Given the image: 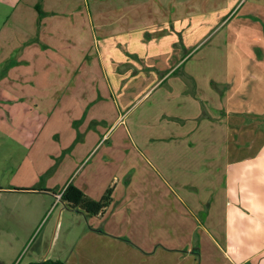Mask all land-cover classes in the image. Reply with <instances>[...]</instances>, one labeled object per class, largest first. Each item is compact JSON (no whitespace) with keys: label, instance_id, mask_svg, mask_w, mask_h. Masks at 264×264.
Returning a JSON list of instances; mask_svg holds the SVG:
<instances>
[{"label":"crops","instance_id":"crops-1","mask_svg":"<svg viewBox=\"0 0 264 264\" xmlns=\"http://www.w3.org/2000/svg\"><path fill=\"white\" fill-rule=\"evenodd\" d=\"M171 9L165 0H111L108 24L99 15L106 32L93 39L95 52L80 53L84 31L74 24L67 39L63 19L43 4L58 33L51 26L40 40L65 48L10 53L16 60L0 76V138L13 147L1 142L0 155L9 154L13 173L0 195L45 197L39 214L36 204L25 216L14 211L33 227L55 205L44 224L57 209L52 244L63 221L66 234L74 233L69 216L84 222L83 251H76L77 237L69 250L64 244L54 252L40 238L36 249L46 251L38 261L264 264V112L246 97L241 67L239 79L229 80V58L242 53L160 52L165 40L167 50L176 48L164 28L175 27L166 20ZM37 115L50 129H36ZM51 136L58 142L40 151L59 154L60 164L37 189L46 170L36 161L37 140ZM68 183L92 200L111 189V202L96 216L71 209L60 200ZM0 228L15 247L22 244L18 223L5 228L0 221Z\"/></svg>","mask_w":264,"mask_h":264},{"label":"rangeland","instance_id":"rangeland-1","mask_svg":"<svg viewBox=\"0 0 264 264\" xmlns=\"http://www.w3.org/2000/svg\"><path fill=\"white\" fill-rule=\"evenodd\" d=\"M14 0H0V76L7 75V70L13 66L16 60L10 53H40V51H48V53H60L61 49L65 48L66 43L55 45L51 43L50 47H45L44 43L40 40L46 30L53 26V33H58L57 23L55 19L50 21L51 14L42 11L43 4L57 12L59 15L56 18L63 19L64 29L63 35L68 39L73 36V29L78 24L79 31L83 30V36L86 42L81 43L84 45L79 50L86 51V53H94L93 39L98 38L99 33L106 32L103 27L98 28L99 15L108 24L109 5L111 0H18V3H13ZM170 14L174 9V14L171 17H166L167 22H176L173 28L170 23L164 28L173 31L176 40V48L171 52L166 48L169 47L167 40L164 41L163 47H160L161 53H228L230 57L235 53H242L243 58L232 57L229 58L231 63V73L229 80L234 77H240L239 67H241V79L246 97L254 100L255 109L264 112V0H165ZM169 2V3H168ZM40 5V13L36 10V5ZM58 4L59 7L56 5ZM238 4L232 10V6ZM236 5H234L235 7ZM35 15V19L30 21L28 13ZM185 19H181L184 18ZM45 19L49 26H45ZM94 34L97 36L95 37ZM100 38V37H99ZM99 38L97 40H99ZM99 43V42H98ZM97 43V45H98ZM77 51L76 47H68V49ZM8 55V56H7ZM236 56V55H235ZM17 62V61H16ZM235 73L237 75H235ZM232 84H236L234 81ZM252 108V107H251ZM247 109V108H246ZM255 112V111H253ZM38 122L35 123L37 128L45 123V118L37 115ZM46 129H50L47 125ZM3 138H0V144ZM57 143L56 137L51 136L47 143L44 139L38 137L36 149V161L40 167H45V173L42 179L38 177L34 186L39 189L41 180L54 177L56 168L60 164V155L44 154L52 148L53 144ZM4 148L13 147V142L6 139L2 142ZM41 144V147L37 148ZM23 148V145H21ZM40 149H46L40 151ZM22 157L25 150H21ZM8 153L0 155V168L4 165V169L0 170V186H8V181L13 173V169L9 167ZM52 164V165H51ZM51 165V167H50ZM45 197L41 194H22L21 196H12L7 193L0 195V210L5 211L4 219H0L2 226L5 228L15 227L18 223L22 229L21 237L22 244L15 247L11 242V234L0 235V263L1 264H24L25 262H39L45 253V249L37 250V242L42 238L46 243H50L52 251H56L59 247L66 245L65 251L69 250L75 237H77V249L84 250V240L81 236V227L84 222L78 219L74 221V233L66 234L65 221L60 230L56 231V238L52 244V237L54 233L51 232L53 227L57 209L49 222L45 224L50 214L55 209L52 205L51 210L44 218L43 215L39 219L35 227L29 222H24L23 218H17L14 211L19 212L20 215L25 216V213L30 211L33 204H36L37 213H41L46 206L44 202ZM57 203V202H56ZM14 213V214H13ZM44 218V219H43ZM15 225V226H14ZM32 226V227H31ZM1 229V228H0ZM7 231V230H6ZM13 231V230H12ZM13 238V237H12ZM66 242H62L63 240ZM72 243L69 245V241ZM44 246V245H43ZM64 251V252H65ZM87 252V251H86ZM52 256L53 253H49ZM65 264V263H64ZM68 264H76V260L72 258ZM91 264V261H90Z\"/></svg>","mask_w":264,"mask_h":264},{"label":"trees","instance_id":"trees-1","mask_svg":"<svg viewBox=\"0 0 264 264\" xmlns=\"http://www.w3.org/2000/svg\"><path fill=\"white\" fill-rule=\"evenodd\" d=\"M35 7L40 13V5L37 4ZM110 195L111 189H107L99 200H92L73 184L68 183L60 193V200L71 209L80 210L88 216H96L103 213V211L109 206L111 202ZM28 264H64V262L60 260L47 259Z\"/></svg>","mask_w":264,"mask_h":264}]
</instances>
